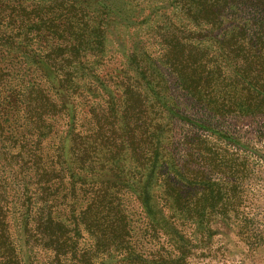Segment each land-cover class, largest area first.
<instances>
[{"label": "trees", "instance_id": "1", "mask_svg": "<svg viewBox=\"0 0 264 264\" xmlns=\"http://www.w3.org/2000/svg\"><path fill=\"white\" fill-rule=\"evenodd\" d=\"M172 3L185 21L170 22L161 40L178 88L213 119L264 120V0ZM87 10L81 0H0V264H206L212 218L228 211V179L243 168L241 142L213 129L215 143L177 144L172 122L137 107L176 112L174 99L147 101L134 84L129 139L116 138L115 110L78 101L86 88L75 75L108 86L100 62L82 60ZM36 41L47 50L34 55L43 80L11 87L4 47Z\"/></svg>", "mask_w": 264, "mask_h": 264}, {"label": "rangeland", "instance_id": "2", "mask_svg": "<svg viewBox=\"0 0 264 264\" xmlns=\"http://www.w3.org/2000/svg\"><path fill=\"white\" fill-rule=\"evenodd\" d=\"M38 1L24 0L26 5ZM81 2L88 8L86 20L92 24L84 30L82 43L87 52H84L82 60L90 67L99 61L96 74L108 86L104 90L88 77L75 75L79 78L76 83L86 88L78 101H87L89 105L96 104L102 108L110 106L116 113L111 130L116 131V138L121 135L129 139V85L134 84L138 86L139 93L147 96V101L167 103L174 99L176 109L173 110L176 112L162 114L158 104L142 100L141 104L137 103V107L146 119L156 123L172 122L176 127L173 135L177 144L193 136L215 143L213 129L226 131L239 138L241 151L238 163L243 168L239 174L231 175L228 179L233 186L228 194L229 209L224 215L213 216L217 233L202 250L206 249L207 257L200 261L206 264H264V120L239 117L213 119L178 88L171 69L164 62L166 46L161 40L170 22L185 21L172 0ZM103 4L106 7L100 9L104 7ZM186 30L191 32L196 29L189 26ZM95 44L100 47L96 48ZM45 46L43 41H36L29 46L19 44L12 50L4 47L11 55V58L5 59V64L11 63L9 67L15 71L9 78L11 87L20 88L28 82L37 84L43 80L39 70L41 66L36 65L34 55L47 51ZM96 51H99L98 55ZM0 54L5 56L1 47ZM46 74L49 81L58 86L54 75ZM122 80L128 85L126 90L118 86ZM67 103L71 109L70 102ZM86 111V108L80 109V123ZM207 127L211 130L201 129ZM64 147L69 161V139L64 142Z\"/></svg>", "mask_w": 264, "mask_h": 264}]
</instances>
